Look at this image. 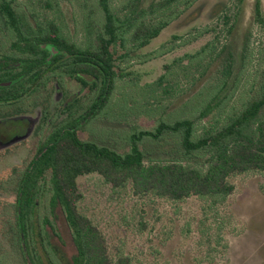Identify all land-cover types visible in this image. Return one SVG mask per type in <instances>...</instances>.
I'll list each match as a JSON object with an SVG mask.
<instances>
[{
	"label": "rangeland",
	"instance_id": "rangeland-1",
	"mask_svg": "<svg viewBox=\"0 0 264 264\" xmlns=\"http://www.w3.org/2000/svg\"><path fill=\"white\" fill-rule=\"evenodd\" d=\"M41 1L44 4L41 5L38 0H16L14 6L18 12H28L32 23L35 20L45 23L55 21L72 42L86 46L84 24L90 10L95 12L98 8L94 7L97 0H91L95 2L88 3L86 8L78 6L77 1L72 4L68 0ZM122 1L114 0L113 6L122 8ZM153 1L156 0H145L146 7ZM258 2L264 18V0H246L235 30L230 35L224 18H234L237 11L234 2H197L149 47L139 51V55L158 54L164 51V46L184 43L188 36L194 37L202 30H209L210 34L167 56L150 59L146 64L135 65L136 60L130 63L133 75L131 79L118 83L113 99V105L125 106L128 95L126 108L122 106L114 110L116 107H112L111 111L106 108L80 133L81 139L96 140L124 154L130 151L129 138L135 131L153 130L161 121L172 124L178 119L198 117L200 111L192 107L200 103L205 106L210 100H206L208 94L215 98L218 92L220 106L209 118L196 123L197 135L204 127L224 124L228 117L259 98L264 87V23L260 25L255 20L254 8ZM97 10L96 19L100 18ZM175 35L181 36L180 39L175 41ZM216 35V53H209L213 54V60L211 56H204L202 60L191 58L190 55H195ZM0 36H3L1 42L4 49L15 40L13 35L1 29ZM179 58L184 60L172 65L174 59ZM229 60L233 65L226 74L224 86L221 79ZM163 75L162 85L150 86ZM46 85L41 99L31 98L18 110L16 107L0 108V118H3L0 130L4 138L3 141L0 139V264H26L15 236L14 203L18 179L33 157L35 147L45 140L51 130V127L49 130L44 127L41 137L36 134L42 123L37 110L43 101L49 112H53L72 96L79 100L75 106L84 104L87 98V89L76 81L67 79L60 92L55 89L54 79ZM55 93L57 97H54ZM136 107L140 108L139 115V111L134 109ZM113 112L124 118L115 119L112 116H117ZM18 113L36 120L29 138L30 125L21 129L19 120L6 118ZM140 148L146 155V162H179L196 169H206V158L187 154L180 136L171 133L164 135L160 141L145 139ZM230 182L235 191L228 197H191L183 202H172L153 194L135 196L130 185L113 190L101 177L92 174L78 179L83 194L80 208L103 232L112 256L127 255L132 264H264V175L245 173L231 177ZM51 192L50 183L43 185L38 198L40 217L49 215ZM56 225L63 235V250L70 258L76 250L69 230L62 217L58 218Z\"/></svg>",
	"mask_w": 264,
	"mask_h": 264
},
{
	"label": "trees",
	"instance_id": "trees-1",
	"mask_svg": "<svg viewBox=\"0 0 264 264\" xmlns=\"http://www.w3.org/2000/svg\"><path fill=\"white\" fill-rule=\"evenodd\" d=\"M68 1L71 4L77 1L78 6L83 8L95 2ZM123 1L122 8H117L113 6L114 0H97L94 7H98L100 18L95 17L97 9L95 12L90 10L84 24L87 43L86 46H79L55 21L45 23L35 20L32 23L28 12H18L15 8L16 0H0L5 29L15 37L14 61L20 64L15 67L14 85L0 88L3 91L1 94L5 95L0 96V100L6 101L12 97L20 99L38 90L40 85L56 75V68H61L64 80L75 79L91 92L81 105L82 111L69 113L54 126L19 181L15 225L26 238L24 246L31 264H57L55 258L62 264H132V259L127 255L112 256L103 232L81 211L83 194L78 184L81 176L96 174L113 190L130 185L135 196L153 194L168 201L183 202L191 197L225 198L235 191L231 177L245 173L264 175V87L259 98L228 117L224 124L204 127L199 135L196 123L209 118L220 106L218 92L215 98L207 95L206 100H210L205 106L200 103L192 107L200 111L194 119H178L172 124L161 121L153 130L132 133L129 138L130 151L127 153L117 152L96 140L81 139L80 133L106 108H110V111L112 107H116L114 110L122 106L126 108L128 95L125 106L113 105V99L118 83L126 78L131 79L133 75L130 63L136 60L135 65L146 64L150 59L167 56L210 34L209 30H202L194 37L188 36L184 43L174 42L176 44L164 46V51L158 54L139 55V51L149 47L165 29L200 0H156L147 7L145 0ZM231 1L237 11L233 19L224 18L229 35L235 30L246 0ZM38 2L44 4V1ZM254 14L256 22L263 25L259 2L255 5ZM180 37L175 35L173 39L176 41ZM217 40L218 35L204 44L195 55H190L191 58L202 60L204 56H211L213 60V54L209 53H216ZM52 49L58 51L57 55L49 54ZM183 60L174 59L172 65ZM232 65V60H229L221 79L224 86L226 74ZM44 77L47 79L43 80ZM164 79L165 75L150 86L162 85ZM134 109L139 111V115L140 108ZM113 114L117 116L119 113ZM112 117L118 120L124 118ZM110 119L109 115L108 121ZM168 133L180 136L187 154L204 156L206 169H196L179 162H146L140 144L145 139L160 141ZM47 183H50L52 191L50 214L55 219L57 215L63 217L77 251L72 260H67L65 255L59 258L57 251L48 248L52 243L43 229L50 227L56 230V226L50 217H40L37 204L40 191Z\"/></svg>",
	"mask_w": 264,
	"mask_h": 264
},
{
	"label": "flooded vegetation",
	"instance_id": "flooded-vegetation-1",
	"mask_svg": "<svg viewBox=\"0 0 264 264\" xmlns=\"http://www.w3.org/2000/svg\"><path fill=\"white\" fill-rule=\"evenodd\" d=\"M0 15H1V24H2V28H0V29H1V31L7 33V30L5 29L4 21L2 19L1 12H0ZM1 39H3V36H0V88H9V87H12L14 85L13 75H14L15 71H17V70H15V67H19L20 64H19V62L16 63L14 61V58H15V52H14V49H13L14 40L11 38L13 41L9 44L7 49H4V43L1 42ZM57 53H58V51H55L53 49L51 51L49 50V54L52 55V56L57 55ZM46 79H47V77L43 78V80H46ZM52 79H54V82H55V89L59 90V92H60L63 89V86H62L63 83L65 81H67V79L64 80L62 78V76H61V68H56V75L53 78L51 77L48 82H45L43 85H40L38 90H36V91H34L32 93H29L27 95H24L20 99H13V97L11 95L10 96V98L12 97L11 99H8L6 101L4 99L0 100V108H2V107L15 108L16 107V110H18L17 108H20L25 101L27 102L31 98L36 99L38 97L39 99H41L42 95H44V93L46 92V90H45V88L47 86L46 84H48ZM68 80L76 81L78 84L81 85V83H79L75 79H68ZM85 89H87V96L89 94H91V92L89 91L88 88H85ZM2 92L3 91H0V96H5V95L1 94ZM56 93H58V92H56ZM56 93H55L54 97L56 96ZM56 99H55V101H56ZM78 101L79 100H77V98L75 99V96H72L71 98H69L68 101H66L65 103H63V105H61L59 110L57 108H55V110L53 112H51V111L49 112V108L47 106L45 107V101H43V103H41V105L39 107V110H37V116H40V119H42V123L39 125V129L37 130L36 134L39 137H41V134L43 133L44 127L46 129L51 127V130L49 131V134H50L52 129L54 128V126H56L58 123H60L62 120H64L65 117H67V115L69 113L77 114L78 112L82 111L81 104H79L78 106L74 105V104L78 103ZM6 118L7 119H12L13 118V120H19V123L21 124V127H22L21 129H25L27 125H30V131H29V133L27 135L28 138L30 137L31 133H33V130H34L35 125H36V120L32 119L31 116L26 115V114L24 115V114L18 113L16 115L12 114V115H10V116H8ZM2 119L3 118H0V120H2ZM36 119H37V117H36ZM48 135L45 137L44 141H42V142L40 141L41 142L40 145L37 143L38 147H35L36 149H35V152L33 154V157L28 162V164H27L26 168L24 169L22 175L24 174L25 170L29 166V163L37 155L40 147L46 142V139H47ZM0 139L2 141L4 140L3 136L1 135V130H0ZM6 144H8V143H6ZM22 175L18 179L17 194H16L15 203H14V212H15L14 229H15V236L18 238V243H20V248H21L22 253H23L24 261H25L26 264H31L30 260H29L28 253H27V249L24 246V244L26 242V238L24 237V234L21 233V231L19 229H17V227L15 225V223H16L15 204L17 202V197H18L19 181H20ZM38 198H39V196H38ZM37 204H38V199H37ZM38 213H39V210H38ZM50 216H51V214H50V206H49V215H48V217H50ZM43 217H46V216H43ZM59 217H62V216L61 215H57L56 219L53 218V216L50 217V219L53 220V222H54V224L56 226L55 227L56 230H53L50 227H47V228H45L43 230H44L45 233L48 234L49 239H50V241L52 243V244H49V246L47 245L48 248H50L51 250L57 251L58 252V257L62 258L63 255L66 256V254H65V252L63 250V248H64L63 235L58 231V228H57L58 226L56 225L57 224V220H58ZM73 244H74V242H73ZM75 250H76V248H75ZM76 253H77V251H76ZM74 256H72V257H74ZM72 257L69 258V257L66 256V259L67 260H72ZM55 259L56 260H54V261L57 262V264H62V262L59 261L58 258H55Z\"/></svg>",
	"mask_w": 264,
	"mask_h": 264
}]
</instances>
